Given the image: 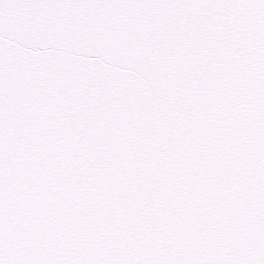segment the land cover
Segmentation results:
<instances>
[{
    "label": "snow or ice",
    "instance_id": "6c2138e0",
    "mask_svg": "<svg viewBox=\"0 0 264 264\" xmlns=\"http://www.w3.org/2000/svg\"><path fill=\"white\" fill-rule=\"evenodd\" d=\"M0 264H264V0H0Z\"/></svg>",
    "mask_w": 264,
    "mask_h": 264
}]
</instances>
